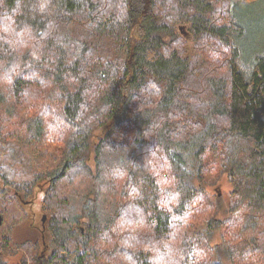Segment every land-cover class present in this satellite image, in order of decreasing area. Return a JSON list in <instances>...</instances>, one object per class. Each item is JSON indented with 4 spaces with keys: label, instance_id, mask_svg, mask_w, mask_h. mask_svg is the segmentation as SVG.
Returning <instances> with one entry per match:
<instances>
[{
    "label": "trees",
    "instance_id": "obj_1",
    "mask_svg": "<svg viewBox=\"0 0 264 264\" xmlns=\"http://www.w3.org/2000/svg\"><path fill=\"white\" fill-rule=\"evenodd\" d=\"M145 1L0 0V196L35 264H264L263 0Z\"/></svg>",
    "mask_w": 264,
    "mask_h": 264
},
{
    "label": "rangeland",
    "instance_id": "obj_2",
    "mask_svg": "<svg viewBox=\"0 0 264 264\" xmlns=\"http://www.w3.org/2000/svg\"><path fill=\"white\" fill-rule=\"evenodd\" d=\"M145 3V0H134L132 8L148 10L149 8ZM214 5H216L217 9L221 6L219 3H215ZM252 12V15L256 16L257 21H264V19H262L264 18V0L259 5H256L252 9ZM179 31H181V35L185 39L183 44L184 48L189 49L190 47H196V45L192 43L185 25L181 24ZM199 53L201 52L199 51ZM189 54L191 53L189 52ZM203 61L202 57H199L198 63L203 64ZM38 152V148L33 151L31 165L23 167V165L15 163V166L25 168L27 170L26 176L33 175L36 171H41L43 168L42 166H45L43 161L48 162L49 153L46 152V156H42V160L39 161L36 160V156L40 155ZM90 162L93 163L92 160ZM14 182L21 187L26 183V181L17 179L10 183ZM10 183H8V185ZM211 183L212 185L209 188L210 193L214 194L217 190L226 199V196L231 190V186L227 180L224 177H217L215 180L212 179ZM14 191L13 187L9 188V192L4 189L3 195L0 196V211L3 215V222L0 226V256L9 264H35V256H39L46 245L43 230L46 228L49 215L41 211L39 205L41 194L39 192L36 194L35 189L32 191V196H35V198L31 204L26 202L23 195L18 196V199L15 197L10 200ZM29 198H31V196ZM219 240H221V238L219 234H216L213 243ZM223 264L231 263L225 259Z\"/></svg>",
    "mask_w": 264,
    "mask_h": 264
},
{
    "label": "water",
    "instance_id": "obj_3",
    "mask_svg": "<svg viewBox=\"0 0 264 264\" xmlns=\"http://www.w3.org/2000/svg\"><path fill=\"white\" fill-rule=\"evenodd\" d=\"M2 222H3V215H2V213L0 211V226L2 225Z\"/></svg>",
    "mask_w": 264,
    "mask_h": 264
}]
</instances>
